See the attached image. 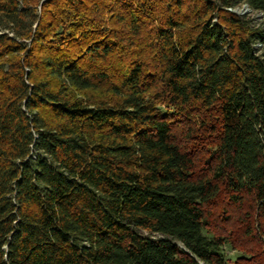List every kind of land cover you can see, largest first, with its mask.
<instances>
[{
    "label": "trees",
    "instance_id": "16d2710c",
    "mask_svg": "<svg viewBox=\"0 0 264 264\" xmlns=\"http://www.w3.org/2000/svg\"><path fill=\"white\" fill-rule=\"evenodd\" d=\"M0 264H264V0H0Z\"/></svg>",
    "mask_w": 264,
    "mask_h": 264
},
{
    "label": "rangeland",
    "instance_id": "374dc122",
    "mask_svg": "<svg viewBox=\"0 0 264 264\" xmlns=\"http://www.w3.org/2000/svg\"><path fill=\"white\" fill-rule=\"evenodd\" d=\"M20 4H21V0H19ZM233 11L239 13V14H246V13H250L253 17L258 16V13L256 12H250L247 8V6L244 3H239L237 5H235L232 8ZM226 254L227 256L233 257L235 254V251L232 249H226Z\"/></svg>",
    "mask_w": 264,
    "mask_h": 264
}]
</instances>
